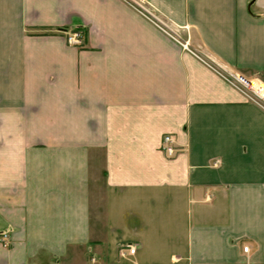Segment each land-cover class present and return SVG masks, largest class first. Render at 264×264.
<instances>
[{
	"label": "crops",
	"instance_id": "crops-1",
	"mask_svg": "<svg viewBox=\"0 0 264 264\" xmlns=\"http://www.w3.org/2000/svg\"><path fill=\"white\" fill-rule=\"evenodd\" d=\"M147 1L264 82V0ZM123 242L138 264H264V108L126 0H0V264Z\"/></svg>",
	"mask_w": 264,
	"mask_h": 264
},
{
	"label": "built area",
	"instance_id": "built-area-1",
	"mask_svg": "<svg viewBox=\"0 0 264 264\" xmlns=\"http://www.w3.org/2000/svg\"><path fill=\"white\" fill-rule=\"evenodd\" d=\"M128 2V1H127ZM136 11L153 23L156 27L166 33L170 38L176 41L180 46L187 50L193 52L198 58H200L207 66L216 71L220 76L228 80L234 87L239 89L241 92L246 94L248 98L264 108V82L258 80V85L256 88H250L254 84V80L245 77L241 73L230 69L228 66L222 64L220 61L216 60L212 55L203 56L192 51L189 42H184L179 38V34L174 29L166 28L165 19L159 14V11L150 7V3L147 4V0H137L135 4L128 2ZM158 11V12H157ZM172 26V25H171ZM66 41L71 46H83L84 45V31L83 29H74L66 32ZM174 138L171 135H167L164 138V150L169 156H174L177 149L174 145ZM138 251V245L133 242H124L118 247V257L120 259L132 262L133 257ZM244 251H249V246L244 247ZM129 262V263H130ZM133 264V263H132Z\"/></svg>",
	"mask_w": 264,
	"mask_h": 264
},
{
	"label": "rangeland",
	"instance_id": "rangeland-1",
	"mask_svg": "<svg viewBox=\"0 0 264 264\" xmlns=\"http://www.w3.org/2000/svg\"><path fill=\"white\" fill-rule=\"evenodd\" d=\"M132 4H135V1L137 0H126ZM147 4H149V2L147 1ZM151 8L153 9H156L154 6H152L151 4H149ZM157 10V9H156ZM138 12V11H137ZM158 12V11H157ZM159 14H161L159 12ZM163 19H165V23L167 25H165L166 28L169 27L174 29V31H177L178 34H179V38L182 39L184 42H189L190 43V38H189V35H188V28H187V25H180V24H177L175 22H173L172 20L168 19L167 17H165L164 15H162ZM172 25V26H171ZM76 29H79V28H76ZM82 29V28H80ZM74 30V29H73ZM182 30H185L187 33H182ZM71 31V30H70ZM166 34V33H165ZM167 35V34H166ZM170 37V36H169ZM68 43V42H67ZM243 75V74H242ZM246 77V76H245ZM124 243V242H123ZM122 244V243H120ZM119 244V245H120ZM119 247V246H118ZM81 251V254H83V256L85 255L87 259H85V264H138L137 262H135L134 260L132 262L129 261H126V260H123V259H120L119 257H115V253L112 254V251L110 252V250L108 251H102L103 256L100 257L101 254H95V253H92L93 251H91L90 249L89 250H85V251H82V250H79ZM117 254H118V250H117ZM92 257H95V261L91 260ZM97 257H99L100 259H97ZM64 261H67L66 259ZM130 262V263H129Z\"/></svg>",
	"mask_w": 264,
	"mask_h": 264
},
{
	"label": "bare ground",
	"instance_id": "bare-ground-1",
	"mask_svg": "<svg viewBox=\"0 0 264 264\" xmlns=\"http://www.w3.org/2000/svg\"><path fill=\"white\" fill-rule=\"evenodd\" d=\"M258 85V81L254 80V84H252V86H250V88H256Z\"/></svg>",
	"mask_w": 264,
	"mask_h": 264
}]
</instances>
